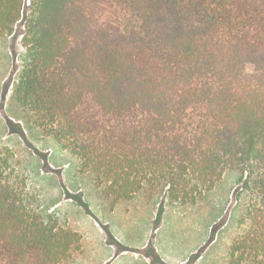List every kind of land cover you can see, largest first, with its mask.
<instances>
[{"label": "trees", "instance_id": "trees-1", "mask_svg": "<svg viewBox=\"0 0 264 264\" xmlns=\"http://www.w3.org/2000/svg\"><path fill=\"white\" fill-rule=\"evenodd\" d=\"M25 0H0V43ZM14 99L112 207L160 184L195 201L239 175L228 264H264V0H31ZM0 148V264H64L59 229Z\"/></svg>", "mask_w": 264, "mask_h": 264}, {"label": "rangeland", "instance_id": "rangeland-1", "mask_svg": "<svg viewBox=\"0 0 264 264\" xmlns=\"http://www.w3.org/2000/svg\"><path fill=\"white\" fill-rule=\"evenodd\" d=\"M30 4L25 0L13 34L0 43V148L11 152L39 211L77 233L80 248L64 264H228L230 245L244 230L237 173L226 172L195 201L173 202L160 184L113 208L93 177L17 104Z\"/></svg>", "mask_w": 264, "mask_h": 264}, {"label": "water", "instance_id": "water-1", "mask_svg": "<svg viewBox=\"0 0 264 264\" xmlns=\"http://www.w3.org/2000/svg\"><path fill=\"white\" fill-rule=\"evenodd\" d=\"M11 120V119H10Z\"/></svg>", "mask_w": 264, "mask_h": 264}]
</instances>
